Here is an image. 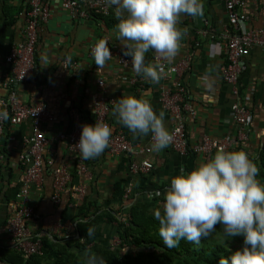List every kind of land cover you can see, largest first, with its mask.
Here are the masks:
<instances>
[{"label": "crops", "instance_id": "1", "mask_svg": "<svg viewBox=\"0 0 264 264\" xmlns=\"http://www.w3.org/2000/svg\"><path fill=\"white\" fill-rule=\"evenodd\" d=\"M46 1L51 16L46 24L38 28L34 63L28 71V79L13 84L8 91L15 92L16 100L24 105H42L48 114L40 122V128L52 141L44 158L52 156L53 165L43 166L41 187L30 189L31 204L37 218L28 221L27 227L36 236L51 237L58 236L54 232L58 225L61 226L60 235L74 233L79 205V195L74 191L76 186L82 187L85 199L100 207L99 212H119L120 208L127 210L128 199L143 202L163 194L170 187L171 178L181 174V169L190 172L200 162L212 158L216 151L181 155L170 147L160 151L152 148L149 153L135 157L136 161L148 160L153 165L152 170L132 173L128 155H111L105 149L94 159L82 160L79 151L69 150L65 141H56L55 136L60 132L82 131L83 125H94L93 100L100 96L114 101L128 95L143 97L150 101L157 115L164 113V125L168 131L176 125V121L161 102L162 91L167 86L165 82L153 83L138 76L141 80L133 84L130 82L133 73L129 69L122 68L115 61L97 68L89 55L90 45L105 37L125 51L117 39L115 25L118 21L114 6H110L111 20L107 23L103 18L89 16L83 19L71 15L62 6V0ZM243 1V6L238 7V11L246 16L243 27L246 30L264 27V0ZM201 3L203 16H181L179 27L187 28V35L180 41V51L174 60L170 64L163 61L179 65L177 72L171 74V80L181 84V105H188L195 111L194 117L183 113L186 140L189 146L198 144L203 137L227 143L226 150L244 151L260 166L264 141V48L251 47L249 54L240 60L238 101L251 113L246 139L242 140L238 136V126L230 118L235 99L219 71V66L225 61L226 42L234 30L220 0H201ZM29 10L28 0H0L1 99H7L9 94L2 84L17 67L7 63L6 58L22 40ZM74 63L76 68L73 69L71 65ZM145 63H154L147 54ZM99 79L104 82L103 89L98 87ZM175 94L176 89H173L170 96ZM113 108L114 105L107 114L112 132H123L135 147L148 145L151 133L142 137L133 136L118 122ZM31 131L30 120L9 127L0 145V248L10 245L5 228L16 203V194L23 184L21 157L28 151L24 140L31 135ZM79 164L85 168L84 172H80ZM60 166L70 173L71 181L59 200L54 202L53 170ZM159 186H163L160 192L156 190ZM128 191V196H125ZM116 228L114 223L100 224L96 244H111L117 238Z\"/></svg>", "mask_w": 264, "mask_h": 264}, {"label": "clouds", "instance_id": "2", "mask_svg": "<svg viewBox=\"0 0 264 264\" xmlns=\"http://www.w3.org/2000/svg\"><path fill=\"white\" fill-rule=\"evenodd\" d=\"M115 7L117 39L125 56L131 57L132 69L153 83L165 75L163 63H145V54L154 50L161 61L169 64L179 54L180 41L187 28H180L182 15L203 16L201 0H108ZM97 68L112 58L108 42L101 39L91 50ZM113 115L135 137L152 135L153 150L169 146L173 136L164 125V113L153 110L146 98L122 96L115 101ZM6 110L0 120H7ZM112 129L102 120L83 125L77 145L82 160L100 156L109 146ZM260 169L244 151L220 148L190 172L170 180L163 202L154 216L159 221V236L173 249L181 240L199 245L217 225L223 226L224 237H243V247L220 258L219 264H264V184L258 179ZM88 236L94 229L87 230ZM90 251V250H89ZM85 252L84 264H105L95 254Z\"/></svg>", "mask_w": 264, "mask_h": 264}, {"label": "built area", "instance_id": "3", "mask_svg": "<svg viewBox=\"0 0 264 264\" xmlns=\"http://www.w3.org/2000/svg\"><path fill=\"white\" fill-rule=\"evenodd\" d=\"M225 7L229 24L234 30L225 45V61L219 66L220 75L224 82L230 86L231 93L235 101L231 105V121L238 128V136L240 139H246V127L251 113L248 109L240 105L238 78L241 72L240 60L247 56L251 47L264 48V27L257 30H246L243 27L246 21V16L238 11L239 6H243V0H220ZM30 10L26 13L25 23L22 30V40L15 46L7 56V63H12L17 66L14 69V74L8 78L3 84V88L8 91L13 84L23 82L28 79V71L33 66L35 46L37 42V32L41 24H46L51 16L50 9L46 0H28ZM62 6L70 12L71 15H76L80 18H87L91 15L107 16L110 11L108 0H62ZM207 24V22H205ZM200 33H205L200 31ZM108 42L112 58L108 60L115 61L122 68H127L133 73L130 82L137 83L138 76L132 69L131 57L125 56L123 51L113 44L108 38H102ZM101 40V39H100ZM99 41V40H98ZM96 43V42H95ZM89 47V55H91L92 47ZM153 62L163 63L165 75L162 81L167 85L162 91L161 102L163 107L169 111L176 121V125L169 131L173 136L172 142L169 144L173 151L185 155L187 153L194 154H209L212 151H217L220 148L226 150L227 143L218 142L208 137H203L198 144L189 146L186 140L185 124L183 113L186 112L189 116L194 117L195 111L188 105H181L182 92L181 84L178 81L171 80V74L176 73L179 65H169L161 61L153 50ZM76 68V64L71 65ZM101 72L100 69L97 70ZM98 87L103 89L104 82L99 79ZM176 89L175 96L171 97L170 93ZM7 99L0 98L2 111L8 113L7 120H0V145L5 132L9 127L16 126L25 120L32 122L31 135L24 140V144L28 146L27 153L21 157L24 167L23 184L16 194V203L13 206L11 216L9 217L5 233L10 244L15 247L25 258L31 255L41 254L42 244L39 239L33 240V235L27 227L28 221L37 218L36 211L31 204L30 189L40 188L42 185L43 166L53 165V157L44 158L47 146L51 144V139H48L40 128V122L48 116L44 107L40 104L33 106L24 105L16 100L15 92L8 91ZM114 99H107L103 96L93 100V110L95 123L96 120L107 122V114ZM94 123V125H95ZM93 125V126H94ZM82 131L64 133L60 132L55 136L56 141H65L68 149L71 151H79L75 145L79 143ZM153 145L152 135L148 140V145L137 146L133 145L127 136L120 131L112 132L109 146L106 148L111 155L125 154L130 156V170L132 173H148L152 170L153 165L148 160L136 161L137 155L147 154L151 151ZM2 154L0 151V160ZM80 172H84L85 168L79 164ZM71 181V175L64 166L57 167L53 170V185L54 195L53 200L57 202L60 194L67 188ZM74 191L79 195V204L83 201L84 191L81 186H76ZM130 191L127 192L128 196ZM61 226L58 225L54 231L59 237L69 239V234L60 235Z\"/></svg>", "mask_w": 264, "mask_h": 264}, {"label": "trees", "instance_id": "4", "mask_svg": "<svg viewBox=\"0 0 264 264\" xmlns=\"http://www.w3.org/2000/svg\"><path fill=\"white\" fill-rule=\"evenodd\" d=\"M91 16L103 18L107 23L111 20L110 11L107 16ZM146 54L153 61V50ZM257 167L260 169L257 179L264 184V141ZM162 189L163 186H159L156 190ZM162 202L163 195L159 193L143 202L128 199L127 210L120 208L119 212L103 213L99 212V206L84 197L77 206V224L69 239L32 233L33 240L41 241V254L25 258L10 244L0 248V264H84V254L89 250V254H95L98 260L102 258L105 264H219L221 257L228 259L242 249L243 237H224L222 225H217L216 231L207 238H202L199 245L181 240L178 247L167 248L159 236V221L154 216ZM103 223L116 224L117 238L111 244L99 246L96 244L97 227ZM89 228L94 229L92 236L87 234Z\"/></svg>", "mask_w": 264, "mask_h": 264}]
</instances>
